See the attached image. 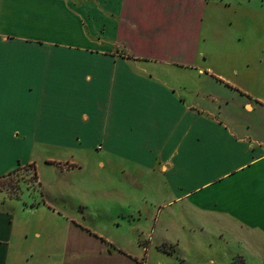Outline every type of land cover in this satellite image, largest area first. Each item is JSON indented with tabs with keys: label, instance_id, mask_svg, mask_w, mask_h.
<instances>
[{
	"label": "crops",
	"instance_id": "crops-1",
	"mask_svg": "<svg viewBox=\"0 0 264 264\" xmlns=\"http://www.w3.org/2000/svg\"><path fill=\"white\" fill-rule=\"evenodd\" d=\"M157 63L188 74L174 83L144 65ZM47 148L78 156L47 159L60 175L103 150L97 167L128 186L156 172L204 221L264 235V0H0V184L30 165L42 188ZM7 197L0 186V264H145L81 222L82 202L23 218ZM127 200L111 225L136 219ZM32 215L61 227L30 229Z\"/></svg>",
	"mask_w": 264,
	"mask_h": 264
},
{
	"label": "rangeland",
	"instance_id": "rangeland-1",
	"mask_svg": "<svg viewBox=\"0 0 264 264\" xmlns=\"http://www.w3.org/2000/svg\"><path fill=\"white\" fill-rule=\"evenodd\" d=\"M231 13L226 11L221 19H228L226 23L231 22ZM191 47H194L193 51L196 50L194 43ZM209 63L214 64L215 60ZM144 65L148 69L155 67V72L160 77L174 83L185 79L182 72L188 74L183 69L162 63L155 66ZM192 74L193 72L189 76ZM197 83L194 79H189L188 84L195 87ZM189 94H185L187 99ZM102 153L103 150H89L83 158L81 170L75 169L60 175L53 165H48L47 159L60 162L78 159L74 152L56 148L35 152L33 162L38 176L43 180L42 188L36 182L32 166L18 168L1 181V189L8 196L6 201L11 199L23 218L25 215L21 214L24 210L32 213L46 210L35 208L38 205L44 204L47 208L61 206L63 196L66 207L73 206L68 203L71 200L82 202L81 207L84 208L79 207L77 210H84L87 216L81 222L89 223L92 227H102L101 231L114 245L130 247L133 253L144 258L145 264H264V235H249L222 220L219 224L204 221L187 209V199H172L170 191L164 186V178L159 179L156 172L148 174L142 188L128 186L119 170L113 172L112 168L97 167V160L103 157ZM73 183H76V189L72 186ZM104 184L115 187L109 190L104 188ZM142 196L146 202L140 201ZM130 197L136 200L139 207V210L135 209L136 219H118L120 226L111 225L117 213L131 210L127 200ZM139 211L142 213L140 220L137 219ZM30 214L26 217L31 216ZM134 221L141 228H130ZM31 223L30 229L35 228L38 223V229L42 228L49 234H54L55 227H61L43 219L38 222L35 215H32Z\"/></svg>",
	"mask_w": 264,
	"mask_h": 264
}]
</instances>
